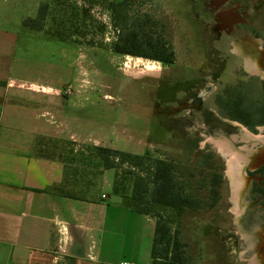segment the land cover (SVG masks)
<instances>
[{
  "label": "rangeland",
  "instance_id": "1",
  "mask_svg": "<svg viewBox=\"0 0 264 264\" xmlns=\"http://www.w3.org/2000/svg\"><path fill=\"white\" fill-rule=\"evenodd\" d=\"M117 1L0 0V29L45 35L65 48L72 75L63 80L81 100L77 127L93 133L87 143L79 135V161L93 165L80 184L101 192L100 147L146 156L147 165L174 162L182 187L202 200L207 172H218L216 206L188 212L180 225L191 264H264V199L257 194L264 132L223 118L217 103L227 88L252 79L264 91V0H141L133 12L153 18L155 35L174 52L170 66L113 51L118 31L109 4ZM207 154L212 160L202 169ZM117 162L110 192L129 194L138 171Z\"/></svg>",
  "mask_w": 264,
  "mask_h": 264
},
{
  "label": "crops",
  "instance_id": "2",
  "mask_svg": "<svg viewBox=\"0 0 264 264\" xmlns=\"http://www.w3.org/2000/svg\"><path fill=\"white\" fill-rule=\"evenodd\" d=\"M36 35L0 29V264H151L156 220L111 194L114 169L101 192L80 184L93 133L77 127L65 48Z\"/></svg>",
  "mask_w": 264,
  "mask_h": 264
},
{
  "label": "trees",
  "instance_id": "3",
  "mask_svg": "<svg viewBox=\"0 0 264 264\" xmlns=\"http://www.w3.org/2000/svg\"><path fill=\"white\" fill-rule=\"evenodd\" d=\"M140 2L118 0L109 4L111 21L118 31L113 51L123 56L173 65L174 52L162 35H155L153 25L156 23L153 18L147 14H134L133 7ZM256 81L250 80L245 87H229L224 95L217 97L223 118L239 122L252 131L264 126V91L258 88ZM97 152L105 169L118 168L119 159L138 171V174L131 172L135 177L131 192L121 194L115 187L114 195L121 198L130 210L156 220L151 264H191L188 244L182 239L180 225L188 212L216 206L220 199L221 174L212 170L207 172L202 183L207 197L202 200L192 190L182 187L185 182H181L178 167L172 161L158 159L147 165L146 156L103 147L97 148ZM200 159L201 167L205 169L210 165L212 155L207 154ZM257 188V194L264 199V181Z\"/></svg>",
  "mask_w": 264,
  "mask_h": 264
},
{
  "label": "water",
  "instance_id": "4",
  "mask_svg": "<svg viewBox=\"0 0 264 264\" xmlns=\"http://www.w3.org/2000/svg\"><path fill=\"white\" fill-rule=\"evenodd\" d=\"M230 122H232V123H235L236 125H238V126H242L239 122H235V121H230ZM243 127V126H242ZM244 129H246L245 127H243ZM247 130V129H246ZM256 130H258L259 132H264V126H261V127H257V129ZM251 134V133H250ZM252 136H254V138L255 137H257V136H255V135H253V134H251ZM262 137H264V136H262ZM259 142H264V140H262L261 138H259Z\"/></svg>",
  "mask_w": 264,
  "mask_h": 264
},
{
  "label": "bare ground",
  "instance_id": "5",
  "mask_svg": "<svg viewBox=\"0 0 264 264\" xmlns=\"http://www.w3.org/2000/svg\"><path fill=\"white\" fill-rule=\"evenodd\" d=\"M252 68V71L254 70V68L252 66H250ZM236 163V162H235ZM236 165V164H235ZM232 168H233V165H232Z\"/></svg>",
  "mask_w": 264,
  "mask_h": 264
},
{
  "label": "built area",
  "instance_id": "6",
  "mask_svg": "<svg viewBox=\"0 0 264 264\" xmlns=\"http://www.w3.org/2000/svg\"><path fill=\"white\" fill-rule=\"evenodd\" d=\"M106 196L103 195V198H105ZM123 264H126V263H123Z\"/></svg>",
  "mask_w": 264,
  "mask_h": 264
},
{
  "label": "flooded vegetation",
  "instance_id": "7",
  "mask_svg": "<svg viewBox=\"0 0 264 264\" xmlns=\"http://www.w3.org/2000/svg\"><path fill=\"white\" fill-rule=\"evenodd\" d=\"M231 121V120H230ZM241 124V123H240ZM243 125V124H242Z\"/></svg>",
  "mask_w": 264,
  "mask_h": 264
}]
</instances>
